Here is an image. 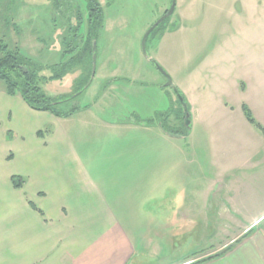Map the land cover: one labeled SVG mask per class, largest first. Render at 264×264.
<instances>
[{
  "label": "rangeland",
  "instance_id": "obj_1",
  "mask_svg": "<svg viewBox=\"0 0 264 264\" xmlns=\"http://www.w3.org/2000/svg\"><path fill=\"white\" fill-rule=\"evenodd\" d=\"M97 1L102 15L95 25L94 77L90 81L87 59L63 80L42 86L50 96L75 95L61 104L78 107L74 120L63 118L62 128L72 134L108 197L136 192L159 199L158 208L166 209V197L198 194L201 152L261 151L254 160H264V131L248 121L243 108L247 105L264 128V0H176L173 14L149 35L147 55L142 40L172 0H59L58 13L46 0H4L0 12L13 13L18 25L8 27L9 42L37 64L51 66L62 60L63 37L74 35L70 26L80 28L84 44L89 8ZM159 67L189 103V132L183 105ZM42 74L51 71L45 68ZM87 80V89L75 93ZM83 115L127 125L113 129L96 120L84 123ZM10 143L3 132L0 167L6 169L16 167L8 161ZM223 231L225 241L229 237Z\"/></svg>",
  "mask_w": 264,
  "mask_h": 264
},
{
  "label": "crops",
  "instance_id": "obj_2",
  "mask_svg": "<svg viewBox=\"0 0 264 264\" xmlns=\"http://www.w3.org/2000/svg\"><path fill=\"white\" fill-rule=\"evenodd\" d=\"M63 118L75 119L35 110L0 82V135L16 163L0 167V264H264V160H254L261 151L201 152L198 194L166 197L160 210L159 199L136 192L108 197Z\"/></svg>",
  "mask_w": 264,
  "mask_h": 264
},
{
  "label": "trees",
  "instance_id": "obj_3",
  "mask_svg": "<svg viewBox=\"0 0 264 264\" xmlns=\"http://www.w3.org/2000/svg\"><path fill=\"white\" fill-rule=\"evenodd\" d=\"M3 1L4 0H0V3L3 4ZM7 5L9 8L7 9L6 7V10L12 12L10 11L11 2L7 1ZM95 6L97 7L89 8L90 14L88 15L89 19L87 21V34L85 35L84 44L81 45L83 41V35L81 34V32L78 33L80 28H72V26H70V29L73 31L74 35L71 39L63 37L62 42L65 45V48L62 54V60L60 63H56L51 66H43L41 64H37L34 59L26 56L22 52L21 46L16 43L9 42L10 40H8L7 35L8 27L12 25V27L16 30L18 28V25L13 20V13L12 15H8L7 11L5 13L0 12V80L5 83L8 94H20L31 108L39 111H49L59 117H69L75 113L78 107L61 108V104L70 101L72 98H74L75 95L50 96L43 89L42 85L43 83L53 80H63L78 66H86L87 59L89 69H93V67H91V63L93 64L94 53L93 44L94 41H96L97 33L95 32V25L98 18H100L102 15V8L100 7L98 1L96 2ZM167 11L168 9L165 11V13ZM80 18L83 19L82 16ZM166 20H168V18ZM80 23L82 26L83 22L81 21ZM25 68H27L28 71H25ZM45 68L51 71L50 75L42 74ZM90 74L92 76V70ZM91 80L92 79H90V81ZM90 83L91 82L87 80L85 84H83L75 93H77L78 91H81V93L84 92L90 85ZM185 100L186 102H188L186 98ZM243 108L248 120L252 124L258 126L262 131H264V128L261 126V124H259L258 121L254 118L250 108L247 105H244ZM162 128H165L164 124H162ZM187 132H189L188 127ZM174 134H176L175 131ZM12 180L14 185L18 188L22 187L25 183V178L20 176H13ZM33 206L40 213H42V211H40L34 204Z\"/></svg>",
  "mask_w": 264,
  "mask_h": 264
},
{
  "label": "water",
  "instance_id": "obj_4",
  "mask_svg": "<svg viewBox=\"0 0 264 264\" xmlns=\"http://www.w3.org/2000/svg\"><path fill=\"white\" fill-rule=\"evenodd\" d=\"M176 8V0H172V5L171 8L161 17L157 20V22H155L153 24V26L147 31V33L145 34L143 40H142V49L145 55H147V39L149 37V35L152 33V31L154 29H156L159 25H161L167 18H169L174 10ZM93 49H94V53H93V69H92V77L91 79L94 77L95 75V71H96V42H94L93 44ZM159 69L163 72V74L166 75L168 82L167 85L172 87L178 97V99L180 100L181 104L183 105L184 108V112H185V121H186V125L187 127L190 129L191 127V113H190V108L188 105V102H186L184 96L182 95V93L180 92V90L177 88V86L175 85L172 77L170 75H168L161 67H159ZM25 71H28L27 68H25ZM170 134H174V133H170ZM176 135V134H174Z\"/></svg>",
  "mask_w": 264,
  "mask_h": 264
},
{
  "label": "flooded vegetation",
  "instance_id": "obj_5",
  "mask_svg": "<svg viewBox=\"0 0 264 264\" xmlns=\"http://www.w3.org/2000/svg\"><path fill=\"white\" fill-rule=\"evenodd\" d=\"M48 2H50V8L49 9L53 10L55 13H58V8H59V5H60L59 0H46L45 4H47ZM51 20L54 23L53 24L54 29H56L58 27V19H57V17H55V18H53Z\"/></svg>",
  "mask_w": 264,
  "mask_h": 264
}]
</instances>
